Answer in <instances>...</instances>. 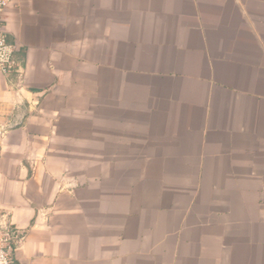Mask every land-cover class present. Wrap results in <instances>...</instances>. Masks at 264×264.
I'll list each match as a JSON object with an SVG mask.
<instances>
[{
	"label": "crops",
	"instance_id": "1",
	"mask_svg": "<svg viewBox=\"0 0 264 264\" xmlns=\"http://www.w3.org/2000/svg\"><path fill=\"white\" fill-rule=\"evenodd\" d=\"M2 25L15 261L264 264V0H11Z\"/></svg>",
	"mask_w": 264,
	"mask_h": 264
},
{
	"label": "built area",
	"instance_id": "2",
	"mask_svg": "<svg viewBox=\"0 0 264 264\" xmlns=\"http://www.w3.org/2000/svg\"><path fill=\"white\" fill-rule=\"evenodd\" d=\"M11 0H0V73L10 75L19 71L15 52L17 51L14 44L8 42L6 32L2 25V14ZM8 232L0 227V264H19L12 256L10 241L14 240ZM12 245V244H11Z\"/></svg>",
	"mask_w": 264,
	"mask_h": 264
}]
</instances>
